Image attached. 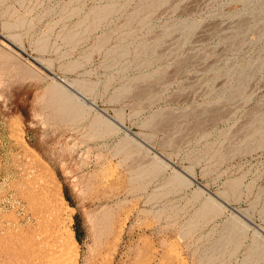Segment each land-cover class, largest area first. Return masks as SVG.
Instances as JSON below:
<instances>
[{
    "label": "rangeland",
    "instance_id": "1",
    "mask_svg": "<svg viewBox=\"0 0 264 264\" xmlns=\"http://www.w3.org/2000/svg\"><path fill=\"white\" fill-rule=\"evenodd\" d=\"M263 121L264 0H0V264H264Z\"/></svg>",
    "mask_w": 264,
    "mask_h": 264
},
{
    "label": "bare ground",
    "instance_id": "2",
    "mask_svg": "<svg viewBox=\"0 0 264 264\" xmlns=\"http://www.w3.org/2000/svg\"><path fill=\"white\" fill-rule=\"evenodd\" d=\"M157 1V0H156ZM156 3V2H155ZM157 4H158V2H157ZM101 13V12H100ZM101 15V14H100ZM76 35V34H75ZM71 38V37H70ZM73 38V37H72ZM107 38V37H106ZM246 76V75H245ZM242 78H243V76H242ZM244 79V78H243ZM61 82H63V83H65L66 84V86H68V87H70L71 89H73L78 95H80L82 98L80 99L81 100V102H83V99H85V100H87L86 99V97L83 95V94H81L80 92H78L77 90H75L74 88H73V83H71V82H66L65 80H63V79H59ZM242 81V80H241ZM243 83V82H242ZM239 84V83H238ZM78 85V84H77ZM237 87V86H236ZM79 88V87H78ZM83 88V87H82ZM86 89V88H85ZM239 89H241V86L238 88V92L240 91ZM85 91V90H84ZM235 91H236V88H235ZM67 90L66 89H64L63 87H58V93H59V95H61L62 96V98L60 99V98H57V99H60V100H57V102L59 103V104H61V103H68V104H70V101L72 100H70V96H71V93L70 92H68V93H70V95H67ZM86 92V91H85ZM241 92V91H240ZM239 92V93H240ZM236 93V92H235ZM234 93V94H235ZM238 93V94H239ZM58 95V94H57ZM236 95V94H235ZM73 96L75 97L76 95L75 94H73ZM73 97V98H74ZM78 100H79V98H78ZM79 100V101H80ZM72 102V101H71ZM62 105V104H61ZM262 119V118H261ZM264 122V121H263ZM263 124V123H262ZM255 126V125H254ZM260 126H262V125H260ZM260 126H259V128H260ZM257 127V126H256ZM258 128V127H257ZM259 128H258V130L257 131H259ZM262 128V127H261ZM251 133V132H250ZM1 153H0V177H1ZM66 212V211H65ZM232 225V224H231ZM234 226V225H233ZM232 227V226H231ZM233 228H237L236 226H234ZM230 229V228H229ZM232 229V228H231ZM233 230H236V229H233ZM232 230V231H233ZM64 231V230H63ZM69 235V234H68ZM63 238V237H62ZM71 239H72V241H73V244L74 245H76L77 244V241L75 240V238H74V235L72 234L71 235ZM67 241V240H66ZM64 249V248H63ZM67 254H69V252H67V253H62V255L60 256V258H58L57 260H58V264H65V259H64V257L65 256H67ZM57 256V255H56ZM74 264H76V263H78L77 261H78V258L75 256V258H74Z\"/></svg>",
    "mask_w": 264,
    "mask_h": 264
},
{
    "label": "water",
    "instance_id": "3",
    "mask_svg": "<svg viewBox=\"0 0 264 264\" xmlns=\"http://www.w3.org/2000/svg\"><path fill=\"white\" fill-rule=\"evenodd\" d=\"M58 79H60V78H58Z\"/></svg>",
    "mask_w": 264,
    "mask_h": 264
}]
</instances>
